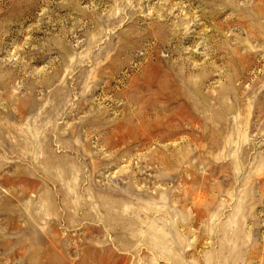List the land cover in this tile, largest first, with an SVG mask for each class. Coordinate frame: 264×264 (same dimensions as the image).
Wrapping results in <instances>:
<instances>
[{
  "label": "rangeland",
  "instance_id": "1",
  "mask_svg": "<svg viewBox=\"0 0 264 264\" xmlns=\"http://www.w3.org/2000/svg\"><path fill=\"white\" fill-rule=\"evenodd\" d=\"M0 264H264V0H0Z\"/></svg>",
  "mask_w": 264,
  "mask_h": 264
}]
</instances>
